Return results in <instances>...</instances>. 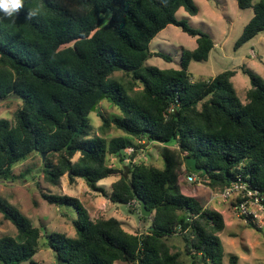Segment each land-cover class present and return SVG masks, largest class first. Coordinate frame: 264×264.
<instances>
[{"label": "trees", "instance_id": "trees-1", "mask_svg": "<svg viewBox=\"0 0 264 264\" xmlns=\"http://www.w3.org/2000/svg\"><path fill=\"white\" fill-rule=\"evenodd\" d=\"M236 3L253 15L234 50L264 32V0ZM180 8L197 14L193 0H24L14 20L0 12V101H21L13 122L0 119V181L24 177L14 167L38 155L39 171L51 185L70 173L69 181L83 180L112 203L143 201L153 211L149 218L137 212L148 225L131 234L115 218L91 220L77 198L43 193L49 205L75 210V237H69L33 226L0 199V214L16 231L0 238V264H31L42 237L55 264H184L166 242L171 236L182 239L190 264H222L223 217L183 195L179 178L191 173L184 160L194 158L204 170L197 178L211 191L240 178L264 193V80L244 67L194 80L190 63L207 61L214 42L177 20ZM169 25L194 38L196 48L181 49L178 69L147 66L152 56L171 61L149 51ZM238 71L251 84L245 102L231 82ZM116 72L129 80L111 78ZM103 98L119 110L99 114L102 131L113 126L122 133L109 140L91 137L88 118ZM146 145L161 157V168L131 161ZM108 156L122 167L108 165ZM113 175L118 179L107 194L98 183ZM228 264H238V257L229 255Z\"/></svg>", "mask_w": 264, "mask_h": 264}, {"label": "rangeland", "instance_id": "rangeland-1", "mask_svg": "<svg viewBox=\"0 0 264 264\" xmlns=\"http://www.w3.org/2000/svg\"><path fill=\"white\" fill-rule=\"evenodd\" d=\"M259 1L251 0V4L255 5ZM193 2L197 7L195 16L188 15L180 8L175 17L177 20L184 21L189 27L209 34L215 47L210 52L207 61L190 63L189 72L192 78L194 80L209 79L223 71L238 70L244 67L264 80V32L234 50V44L241 35L243 26L253 15L252 8L241 10L237 7L236 0H193ZM105 22L106 20L103 24ZM182 48L195 49V39L183 33L179 27L169 25L151 40L149 51L163 53L169 56L171 61L166 62L159 57L152 56L146 61V65L162 70L178 69ZM111 78L122 79L124 82L129 80L121 72L114 73ZM231 82L240 101L245 102L246 93L251 88L248 77L238 71L231 78ZM20 105L21 101L14 96H9L7 99L0 101V119L13 122L14 113ZM99 114L109 117L118 115L119 110L105 98L101 99L88 116L92 127L91 137L100 136L109 140L122 135L113 126L102 131ZM135 154L134 161L137 163L144 162L155 167H162L163 165L161 157L154 148L145 146ZM77 157L78 155L73 158V161ZM107 160L108 165L112 167H122L113 156H108ZM41 162L42 159L38 155H32L22 163L17 164L13 169L16 176L23 174L24 177L17 179L15 182L0 181V199L7 201L19 210L33 226L45 228L48 233L60 232L69 237H75V231L71 225V221L76 218L75 210L49 205L41 197L44 193L68 195L77 198L93 221L100 218H115L120 221L122 228L128 233L144 232V225L147 226L148 224H144L138 219L137 212L139 211L137 209L130 208L126 204L110 202L99 193L92 192L79 178H75L74 182H71L68 179L69 176L64 175L58 185H51L44 180L42 172L39 171ZM123 164H128V161L125 160ZM117 179V176H110L101 180L98 186L109 194L111 183ZM194 184L190 185L185 181L184 175L179 178V187L182 194L191 196L201 203L208 201L203 203L204 208L218 209L223 217L225 227L219 234L224 251L222 264H228L229 255H236L238 264H264V230L258 231L244 224L233 212L231 201H209L213 191L210 193L208 187L201 184L199 179ZM45 230H42V233ZM15 234L16 231L13 225L4 220L0 214V238L4 236L13 237ZM45 242L44 237L39 239V249L31 264H55V256L52 251L43 245ZM166 242L171 252L178 253L184 264H190V259L184 253L183 241L179 236H171ZM116 264L125 263L116 262Z\"/></svg>", "mask_w": 264, "mask_h": 264}, {"label": "built area", "instance_id": "built-area-1", "mask_svg": "<svg viewBox=\"0 0 264 264\" xmlns=\"http://www.w3.org/2000/svg\"><path fill=\"white\" fill-rule=\"evenodd\" d=\"M125 152L130 154L132 149L127 148ZM185 180L190 184H194L197 183V176L194 173H190ZM210 200L231 201L233 212L244 224L264 230V193L251 188L248 183L240 178L233 181L221 192H212ZM127 206L136 209L139 208V202L132 200Z\"/></svg>", "mask_w": 264, "mask_h": 264}, {"label": "water", "instance_id": "water-1", "mask_svg": "<svg viewBox=\"0 0 264 264\" xmlns=\"http://www.w3.org/2000/svg\"><path fill=\"white\" fill-rule=\"evenodd\" d=\"M95 106H92L91 111H93ZM135 153L132 154L131 161H133L135 157ZM42 158H44V155H42ZM184 167L191 173H194L196 175L203 174L204 170L197 167L196 160L194 158H186L184 160ZM70 173L67 174L69 176ZM139 212L140 215L144 218H149L152 214V210H147L145 203L143 201H139Z\"/></svg>", "mask_w": 264, "mask_h": 264}, {"label": "clouds", "instance_id": "clouds-1", "mask_svg": "<svg viewBox=\"0 0 264 264\" xmlns=\"http://www.w3.org/2000/svg\"><path fill=\"white\" fill-rule=\"evenodd\" d=\"M23 7L24 0H0V12H2L6 18L14 20ZM35 14V12H31L29 16L31 17Z\"/></svg>", "mask_w": 264, "mask_h": 264}, {"label": "crops", "instance_id": "crops-1", "mask_svg": "<svg viewBox=\"0 0 264 264\" xmlns=\"http://www.w3.org/2000/svg\"><path fill=\"white\" fill-rule=\"evenodd\" d=\"M214 47H215V44H214ZM214 49V48H213ZM251 52V51H250ZM233 78V77H232ZM146 146H148V145H146ZM157 168H161V167H157ZM188 174H186V175H184L185 176V178H186V176H187ZM198 179V178H197ZM186 181V180H185ZM190 184V183H189ZM190 185H195V184H190ZM209 189V188H208ZM210 190V189H209ZM212 191L210 190V193H211ZM212 194V193H211ZM184 195V194H183ZM185 196H187V195H185ZM191 197V196H190ZM209 201H210V199H209ZM216 201H219V200H216ZM199 202V201H198ZM205 202H208V201H205ZM205 202H203V203H205ZM201 203V202H200ZM203 203H201V205L203 206V207H205L204 206V204ZM207 206V205H206ZM214 210H216V211H218V209H215L214 208ZM219 213H221L220 211H218ZM146 225H144V230L146 229Z\"/></svg>", "mask_w": 264, "mask_h": 264}]
</instances>
